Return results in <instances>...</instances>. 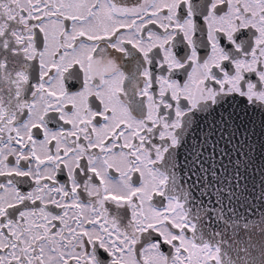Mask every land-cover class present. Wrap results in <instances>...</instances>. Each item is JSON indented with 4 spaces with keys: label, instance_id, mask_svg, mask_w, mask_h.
<instances>
[{
    "label": "snow or ice",
    "instance_id": "snow-or-ice-1",
    "mask_svg": "<svg viewBox=\"0 0 264 264\" xmlns=\"http://www.w3.org/2000/svg\"><path fill=\"white\" fill-rule=\"evenodd\" d=\"M258 152L264 0H0V264H225Z\"/></svg>",
    "mask_w": 264,
    "mask_h": 264
},
{
    "label": "flooded vegetation",
    "instance_id": "flooded-vegetation-1",
    "mask_svg": "<svg viewBox=\"0 0 264 264\" xmlns=\"http://www.w3.org/2000/svg\"><path fill=\"white\" fill-rule=\"evenodd\" d=\"M220 148L224 150L225 155H220L219 152L215 153V159L212 161L213 163H216L217 165L225 166V160L224 157L227 156L226 150H228L227 144H223L221 142ZM203 151V149H202ZM208 156V152H205V157ZM230 168V166L228 167ZM223 170V168H221ZM247 183L246 193L242 189L241 194H238L237 199H234L231 202V205H228L227 202H224V210L225 215L223 219H220L217 213L220 210V203L219 200L215 201V206L212 212H214L217 216V220L219 222V227L223 231L228 229L226 231L227 234L236 237L239 239V242L244 245H248L252 249L250 251H246V253H251L254 251L256 253L258 250L259 252L264 251V224L260 220L259 217H257L258 210H257V204L258 201L255 199V196L257 194V190L255 189L256 180L251 178L249 176L248 181L242 182ZM204 204V207L208 210L207 215L209 212H211L207 205V201L202 202ZM228 208L235 209V211H228ZM198 228L196 230V239L197 242L202 241H208L205 238H201L197 234ZM257 238L261 240L259 243L260 248L256 249ZM213 243V242H210ZM214 244V243H213ZM225 264H232L231 262L225 260ZM254 264H264V260L259 263Z\"/></svg>",
    "mask_w": 264,
    "mask_h": 264
},
{
    "label": "water",
    "instance_id": "water-1",
    "mask_svg": "<svg viewBox=\"0 0 264 264\" xmlns=\"http://www.w3.org/2000/svg\"><path fill=\"white\" fill-rule=\"evenodd\" d=\"M223 144H225L223 142ZM229 149L226 150V153H228ZM260 153H257V165L258 166H264V160H260ZM225 166L224 167H231L230 164V157L225 156ZM218 171H221L220 165H218ZM254 177V178H253ZM253 177L251 178L256 180V184L259 185L261 179H264V177L260 176H255L253 174ZM257 195L259 194V189H257ZM257 210L258 214L257 217L260 218L262 223L264 224V200H257ZM199 203V201H198ZM209 209H211L207 215V218L204 220L200 221V225L198 227L197 234L201 238H205L206 240H209L210 242H213L214 244H218L221 247L222 253L226 254V259L227 261L231 262L232 264H254V263H259L264 260V251L259 252V250L254 253H246V251H250L252 248L249 247L248 245L241 244L239 242V239H237L234 236H231L226 233V230H222L219 227V222L217 220V216L212 210L214 209L215 206V201L210 205L208 204ZM216 233H219V235H216ZM261 240L257 238V245L256 249H259V243Z\"/></svg>",
    "mask_w": 264,
    "mask_h": 264
}]
</instances>
